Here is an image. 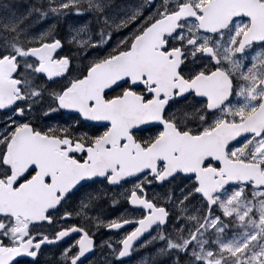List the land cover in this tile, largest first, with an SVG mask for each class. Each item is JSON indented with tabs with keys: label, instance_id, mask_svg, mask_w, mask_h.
<instances>
[{
	"label": "snow or ice",
	"instance_id": "obj_1",
	"mask_svg": "<svg viewBox=\"0 0 264 264\" xmlns=\"http://www.w3.org/2000/svg\"><path fill=\"white\" fill-rule=\"evenodd\" d=\"M0 264H264V0H0Z\"/></svg>",
	"mask_w": 264,
	"mask_h": 264
}]
</instances>
